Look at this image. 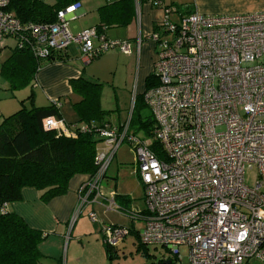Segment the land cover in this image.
Segmentation results:
<instances>
[{
  "label": "built area",
  "instance_id": "built-area-1",
  "mask_svg": "<svg viewBox=\"0 0 264 264\" xmlns=\"http://www.w3.org/2000/svg\"><path fill=\"white\" fill-rule=\"evenodd\" d=\"M135 1L139 9L142 0ZM9 2L0 0V51L13 40L15 48L45 60L76 45L86 63L112 50L132 52L129 41L110 40L96 27L74 35L70 23L80 4L59 11L54 24H22L7 11ZM146 2L165 12L150 36L159 85L145 94L164 157L131 135L129 122L99 128L98 171L80 187L72 222L101 201L106 211L144 221L141 242L165 248L174 259L186 247L187 264H264V12L182 15L165 9L164 0ZM175 13L179 22L170 19ZM44 126L74 136L56 117ZM125 142L144 187L138 212L123 211L102 186ZM253 169L256 182L249 186L246 174ZM90 218L97 221L94 213ZM103 225L104 242L112 247L129 235L128 228Z\"/></svg>",
  "mask_w": 264,
  "mask_h": 264
},
{
  "label": "trees",
  "instance_id": "trees-1",
  "mask_svg": "<svg viewBox=\"0 0 264 264\" xmlns=\"http://www.w3.org/2000/svg\"><path fill=\"white\" fill-rule=\"evenodd\" d=\"M9 1L7 11L13 13L22 24H54L59 11L79 4L81 0H53V3L45 0ZM164 8H174L182 15L190 14H183L181 8L174 6ZM101 11L105 15L102 27H126L135 15L134 0H120L101 8ZM96 28L99 30L101 27ZM61 54H54L48 60L61 61ZM40 61L29 49L15 48L11 56L1 64L0 74L9 83L11 91L15 92L27 87L36 78ZM72 85L74 92L81 96V101L74 105L79 116L74 129H71L74 136L47 130L45 119H61L59 104L36 107L32 105V95L26 100L31 103L30 109L26 107V101H22L17 112L0 117V264H43L40 245L46 236L30 228L20 216L7 208L22 200L24 189H36L40 200L47 204L66 195L74 177H93L97 174L96 156L101 141L97 131L106 124H112L107 120L109 112L101 106L102 84L82 78L72 82ZM158 85L159 80L153 72L147 78V91ZM139 120V130L144 129L145 135L152 137L155 125L153 116L147 121ZM133 124L134 119L130 121L129 129ZM151 150L160 159L164 157L157 142L151 144ZM115 200L121 208L128 201L126 197L120 200L118 196ZM104 243L110 257L116 254L118 246Z\"/></svg>",
  "mask_w": 264,
  "mask_h": 264
},
{
  "label": "crops",
  "instance_id": "crops-1",
  "mask_svg": "<svg viewBox=\"0 0 264 264\" xmlns=\"http://www.w3.org/2000/svg\"><path fill=\"white\" fill-rule=\"evenodd\" d=\"M118 1L120 0H81L77 17L71 23L82 20V24L70 31L74 35H78L87 29L100 26L99 31L105 30L108 39L129 41L132 46L130 55H125L119 50H112L98 57L93 62L86 63L78 46L71 45L61 54L63 60H41L36 78L27 87L20 89L16 94L14 93L13 100L18 99L17 94L27 95L30 91V94L21 102L26 101L32 95V105L36 107H48L52 104H59L60 120L71 131L79 120L74 105L81 101V96L74 92L72 82L82 78L87 80L92 78L97 80L95 82L100 83V68L102 69L104 65L99 64L103 61H107L105 63L109 65V63L114 62V59L115 61L117 59L121 61V58H138L140 62H144L148 67L150 59L155 58L156 53V43L151 40L150 36L160 29L165 19V12L163 9L153 8L146 0H142V4L138 9V4L134 0L135 15L128 26L102 27L104 26L102 19L105 15L102 13L101 8L109 7ZM164 6L181 8L184 11L183 14L198 12L207 16L264 12V0H164ZM173 15L177 14H172L170 16L171 20H173ZM111 30L115 32H111ZM14 50L15 41L8 40L6 46L0 51V63L2 64L6 61ZM116 63L118 64L119 62L117 61ZM117 66L119 67L120 65ZM2 77L0 74V79ZM4 81L7 85L9 84L6 80ZM29 88L30 90H28ZM11 108H15V105L11 106L8 104L2 109L0 106V117L11 115L12 111L10 110H13ZM88 179L89 176L87 175L74 177L69 184L68 193L47 204L40 200V194L36 189L26 188L22 191V200L20 202L8 205L9 211L20 216L30 228L42 232L46 236V239L40 245V251L44 259L53 258V252L57 251L59 253L61 250L66 230L78 204V191Z\"/></svg>",
  "mask_w": 264,
  "mask_h": 264
},
{
  "label": "rangeland",
  "instance_id": "rangeland-1",
  "mask_svg": "<svg viewBox=\"0 0 264 264\" xmlns=\"http://www.w3.org/2000/svg\"><path fill=\"white\" fill-rule=\"evenodd\" d=\"M45 1L53 3V0ZM173 21H180L178 14L173 15ZM81 24L82 20L71 23L70 30L72 31ZM111 32L115 31L111 30ZM156 60L157 55L155 53V58L150 59L148 67L144 62H140L138 58H121V61L117 59L118 64L114 59V62L109 63V65L108 63L106 65L105 62L107 61H103L99 64L104 65L102 69L100 68V83L95 82L97 81L95 79L88 78L89 81L102 84L100 91L101 106L104 111L109 112L107 120L112 123L125 124L134 119L130 134L140 137L150 144L154 143L155 139L153 136H146L144 129L139 130V118L147 121L152 116V112L146 105L144 98L148 89L147 78L154 72ZM116 64L120 66L118 67ZM4 80L3 77L0 79V106L2 109L8 104L15 105V108L10 110L13 114L21 108V100L25 99L30 91L27 95L17 94L18 99L13 100V94L20 90L12 92L10 85H7ZM26 107L31 108L29 101L26 102ZM132 148V145L128 142L121 146L106 180L101 184L106 193L113 192L115 196L120 197V200L123 197L127 198L128 201L123 203V209L138 212L144 209L145 193ZM256 175V169L247 171L246 179L249 186L255 184ZM91 213L97 216V221L90 218ZM104 223L107 226L114 225L123 227L122 229H129V235L122 236L118 247L115 249L116 254H112L111 257L107 253L102 238ZM144 227V221L138 219L132 221L123 212L106 211L102 206V202L98 201L93 205H88L74 223L71 219L61 250L59 253L57 251L53 252V258L44 259L43 264H164V258L172 255L163 247H147L143 244L138 235L142 234ZM180 256V260L174 259L172 256L174 264H187L188 248L181 247ZM248 264L261 263L252 260Z\"/></svg>",
  "mask_w": 264,
  "mask_h": 264
},
{
  "label": "flooded vegetation",
  "instance_id": "flooded-vegetation-1",
  "mask_svg": "<svg viewBox=\"0 0 264 264\" xmlns=\"http://www.w3.org/2000/svg\"><path fill=\"white\" fill-rule=\"evenodd\" d=\"M171 262V264H174V260H172V258L170 256H168V258H166L165 263H169Z\"/></svg>",
  "mask_w": 264,
  "mask_h": 264
},
{
  "label": "water",
  "instance_id": "water-1",
  "mask_svg": "<svg viewBox=\"0 0 264 264\" xmlns=\"http://www.w3.org/2000/svg\"><path fill=\"white\" fill-rule=\"evenodd\" d=\"M165 264H171V262H169V263H165Z\"/></svg>",
  "mask_w": 264,
  "mask_h": 264
}]
</instances>
